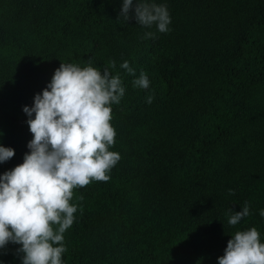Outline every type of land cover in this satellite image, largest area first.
Returning <instances> with one entry per match:
<instances>
[{
	"label": "trees",
	"instance_id": "16d2710c",
	"mask_svg": "<svg viewBox=\"0 0 264 264\" xmlns=\"http://www.w3.org/2000/svg\"><path fill=\"white\" fill-rule=\"evenodd\" d=\"M140 2L165 5L170 31L117 18L122 0H0V145L15 151L0 174L29 151L22 107L60 63L91 60L125 88L111 105L120 160L107 182L74 189L63 264H217L252 227L264 243V0ZM141 71L148 89L133 86ZM19 247L0 264H21Z\"/></svg>",
	"mask_w": 264,
	"mask_h": 264
},
{
	"label": "clouds",
	"instance_id": "9594fccd",
	"mask_svg": "<svg viewBox=\"0 0 264 264\" xmlns=\"http://www.w3.org/2000/svg\"><path fill=\"white\" fill-rule=\"evenodd\" d=\"M119 17L145 28L155 25L160 33L170 31L165 5L122 0ZM144 38L154 39L155 34L146 32ZM110 66L115 68V61ZM120 67L135 75L128 61ZM132 83L148 89L150 81L141 71ZM124 94L119 74L112 75L107 67L101 72L91 60L85 67L60 63L46 87L34 94L32 106L22 107L32 134L29 151L21 164L0 174V249L9 243L20 245L16 252L22 254L21 264H63V234L77 211L70 203L74 189L107 182L120 160L119 153L109 150L116 136L111 105L119 104ZM153 99L149 95L146 102ZM14 155V149L0 145V164ZM249 215L246 201L240 211L228 210V224L235 226ZM217 264H264V243L257 229L235 232Z\"/></svg>",
	"mask_w": 264,
	"mask_h": 264
}]
</instances>
